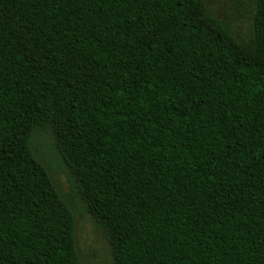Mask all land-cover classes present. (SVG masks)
<instances>
[{
    "label": "trees",
    "instance_id": "obj_1",
    "mask_svg": "<svg viewBox=\"0 0 264 264\" xmlns=\"http://www.w3.org/2000/svg\"><path fill=\"white\" fill-rule=\"evenodd\" d=\"M0 0V264H79L49 145L113 264H264V0Z\"/></svg>",
    "mask_w": 264,
    "mask_h": 264
},
{
    "label": "rangeland",
    "instance_id": "obj_2",
    "mask_svg": "<svg viewBox=\"0 0 264 264\" xmlns=\"http://www.w3.org/2000/svg\"><path fill=\"white\" fill-rule=\"evenodd\" d=\"M210 12L228 21L235 35L244 38L250 30L252 9L249 0H205ZM40 151L51 168L53 178L67 195L75 218V240L79 264H113L111 248L73 191L69 175L59 167L51 147L42 142Z\"/></svg>",
    "mask_w": 264,
    "mask_h": 264
}]
</instances>
